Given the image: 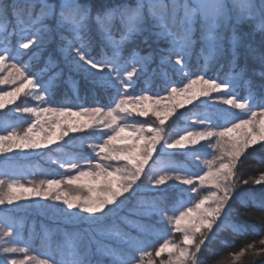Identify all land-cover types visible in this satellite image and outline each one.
<instances>
[{"label": "snow or ice", "instance_id": "snow-or-ice-1", "mask_svg": "<svg viewBox=\"0 0 264 264\" xmlns=\"http://www.w3.org/2000/svg\"><path fill=\"white\" fill-rule=\"evenodd\" d=\"M0 85V110L30 117L0 123V264H264V0H0ZM70 133L89 151L53 160L62 173L8 175L13 151ZM13 206L51 215V254Z\"/></svg>", "mask_w": 264, "mask_h": 264}, {"label": "trees", "instance_id": "trees-1", "mask_svg": "<svg viewBox=\"0 0 264 264\" xmlns=\"http://www.w3.org/2000/svg\"><path fill=\"white\" fill-rule=\"evenodd\" d=\"M90 2L101 3V2H103V0H90ZM130 2L134 3L135 0H130ZM254 40L256 43L259 42L260 37L258 34L255 35ZM197 51H198V49H197ZM24 59H27V57H24ZM199 68H200V64L197 63V58L195 55H193L191 57V61L189 63L188 70L190 72H196ZM226 71H227V68H225L222 71H220V70L209 71L208 74L213 75V76L223 77L224 74L226 73ZM169 75L171 76L172 73L170 72ZM176 78L178 79L179 77L177 76ZM141 83H143V81ZM150 90L159 91L160 89L155 88V89H150ZM136 92L139 93L140 88H137ZM247 94H248L247 90L244 88H240L237 90L238 96L245 97V96H247ZM84 99H90V98L85 97L84 93L81 92V99L76 101V102L77 103H83ZM29 102L35 103V101H31V100ZM228 111L233 114V116H229L228 119H232L234 117H239L242 115V113L238 109L228 108ZM2 117H5L6 119H0L1 123L6 121L7 119H9V117H11L13 119H19V120H27L28 119V117L12 116V115H4V116H1L0 118H2ZM218 122L223 124L224 120L220 119ZM24 126H26V124ZM79 143H80V141L78 139L77 134L72 135L69 138V142L67 144H64L62 151L58 150V151L53 152L51 149H47V150H44L43 154H38V155L32 156L31 159L36 161L35 163H34V161L32 162L30 158L27 159V157L14 156V157H12V160L10 161V167L8 169V175L18 176L22 180H27L29 178L30 179L41 178L43 174L56 175V174L62 173L63 170L60 168L59 164L53 163V160L62 159V158H64L65 154L71 155V154H77V153H80L83 151H89L87 149H79V148L74 146V144L80 145ZM54 148L59 149L60 145L55 146ZM258 149H259L258 145H254L252 149H249L250 152H254V155L252 157H250L249 160L247 161V164H246V167L244 170L245 173H253L256 175L259 174L260 167L257 164V161L259 160L261 153L259 152ZM205 153L208 156V152L205 151ZM205 153H202V154H205ZM45 160H50L53 165H51V166L47 165L45 163ZM175 160L179 164H186V165L189 164L188 167H190V168L193 167V165H191V163L188 162L187 160H185L184 157H182V156L175 157ZM4 161H5V159L0 158V168L4 167ZM11 163H14V164H11ZM149 163H151V161ZM245 178H247V175H245ZM255 187L258 188L259 186H255ZM136 197H137V195H136ZM136 197L132 198L133 200L131 201V204H132V202L135 201L134 199H136ZM128 203H130V202H127V205H128ZM173 203H174V201L172 203H169L168 207L171 208ZM126 208H125V210H126ZM121 214H124V212H122ZM10 215L14 216V218L17 220L18 223H23L25 225V227L23 229H20L21 238L29 244L30 249H31L33 254H37L39 256L51 254V251H50L48 245L46 243H44L42 240V229H41V225L43 224V225H47L49 228H52L54 230L55 225L52 222V218H50V216H51L50 214L45 215L43 212H41L39 210H32V211H26V212L17 210V211H13L12 213H10ZM29 226H31V227H29ZM37 234H39V236ZM54 246L55 245L53 244V247ZM217 251H218V255L214 259L223 261L228 256V254L231 251H233V249H230V248H227L225 246L220 245V246H217ZM57 258H59V257H57Z\"/></svg>", "mask_w": 264, "mask_h": 264}, {"label": "rangeland", "instance_id": "rangeland-1", "mask_svg": "<svg viewBox=\"0 0 264 264\" xmlns=\"http://www.w3.org/2000/svg\"><path fill=\"white\" fill-rule=\"evenodd\" d=\"M12 86L11 85H0V89H4V90H10V88H11ZM17 103H20V101L18 100L17 101ZM8 107H12V105H9ZM214 107H216V108H225V109H228V108H230L229 106H227V105H223V104H219V103H217L216 105H214ZM7 114V108L6 109H3V110H0V117L1 116H4V115H6ZM7 115H12V116H19L18 114H16V113H11V114H7ZM21 117H28V116H21ZM30 117H28V119H29ZM0 119H6L5 117H2V118H0ZM141 119H143V118H141ZM0 123H1V120H0ZM72 135H76V134H72V133H70L69 134V137H66L65 138V140H67L68 142H69V138L72 136ZM236 135V133H232V134H230V136H235ZM225 139H227V137L225 138ZM61 144H64V142L62 141V142H60ZM201 143H203V141L201 142ZM80 144V143H79ZM55 146H58V145H54L53 147H55ZM74 146L75 147H77V148H79V149H81V147H80V145H76V144H74ZM198 147V146H197ZM84 149H86V148H84ZM179 151V150H178ZM206 152H208V156H207V159L208 160H211L212 159V155H213V153H212V149H206L205 150ZM11 157H14V156H18V157H27V159L28 158H30L31 159V157L32 156H34V155H38V154H35V153H33V154H29V153H26V152H20V151H13L11 154H9ZM0 158H3V159H5V157H0ZM185 159V158H184ZM186 160V159H185ZM31 161L33 162L34 160L33 159H31ZM36 161H34V163H35ZM188 162H190L191 163V165H194V164H200V162L199 161H195V162H193V161H188ZM45 163L47 164V165H53L52 164V162L50 161V160H45ZM11 164H14V163H11ZM187 166H189V164L187 165ZM190 168V167H189ZM63 170V169H62ZM30 179V178H29ZM29 179H27V180H23L24 182H27ZM36 179V178H35ZM181 187H183V186H181ZM210 191V188H208V187H204V188H201L200 189V192H201V194L203 195V194H207L208 192ZM137 195V197H136V199H138L139 197H140V193H137L136 194ZM135 197H133V198H135ZM136 199H134V200H136ZM133 200V199H132ZM40 203H42V204H47V203H50L49 201H39ZM23 203V202H22ZM62 207L61 205H57V207ZM127 208H126V210L124 211V214L127 212V209L128 208H130L131 207V202L130 203H128V205L126 206ZM13 208H14V211H17V210H19V211H24V212H26V211H32V210H39V209H36V208H31V209H24V208H17L16 206H13ZM40 211V210H39ZM50 218H52L51 216H50ZM176 235V237H178L179 236V234L177 233V234H175Z\"/></svg>", "mask_w": 264, "mask_h": 264}]
</instances>
